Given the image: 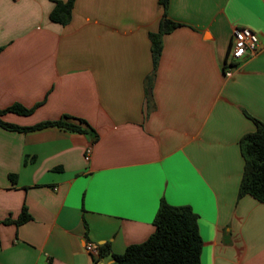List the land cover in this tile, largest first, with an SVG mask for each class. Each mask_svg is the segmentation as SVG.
<instances>
[{"label":"crops","instance_id":"0c3cea01","mask_svg":"<svg viewBox=\"0 0 264 264\" xmlns=\"http://www.w3.org/2000/svg\"><path fill=\"white\" fill-rule=\"evenodd\" d=\"M57 1L0 0V110L33 109L0 119L86 133L0 126V264H114L161 200L198 215L202 264H264V204L239 198V143L264 123V0H169L182 26L156 66L160 0H76L67 25ZM235 27L259 47L225 76Z\"/></svg>","mask_w":264,"mask_h":264},{"label":"trees","instance_id":"16d2710c","mask_svg":"<svg viewBox=\"0 0 264 264\" xmlns=\"http://www.w3.org/2000/svg\"><path fill=\"white\" fill-rule=\"evenodd\" d=\"M75 1H57L50 14L51 21L67 25L71 21ZM160 4L164 10V17L160 23L159 31L150 35L155 66L162 53L163 37L182 26L181 23L174 22L167 17L169 0H160ZM8 112L26 116L30 115L33 109L15 105L0 110V116ZM254 122L256 130L244 135L239 143L241 154L245 160L239 198L249 195L264 204V123L256 119ZM84 123V121H80V124ZM0 126L10 131L20 132L53 126L71 132L86 133L81 125L64 119L41 123L33 127H19L5 123L0 119ZM10 178L12 181L15 180L13 175ZM29 220L30 216L24 208L17 221L7 220L5 222L21 225ZM154 226V233L145 242L129 246L122 255H114V264H202L203 240L199 232L198 215L191 207L172 206L165 200H161L154 219ZM102 249L103 247H100L101 253Z\"/></svg>","mask_w":264,"mask_h":264},{"label":"built area","instance_id":"2783aa9c","mask_svg":"<svg viewBox=\"0 0 264 264\" xmlns=\"http://www.w3.org/2000/svg\"><path fill=\"white\" fill-rule=\"evenodd\" d=\"M259 47L258 35L247 27H235L232 34L231 49L229 52V64L224 65L225 76L232 74L233 68L237 66V63L246 57L254 55ZM92 148L89 147L86 150L85 159L90 160ZM86 250L89 254L98 256L100 254V248L92 244L86 246Z\"/></svg>","mask_w":264,"mask_h":264},{"label":"rangeland","instance_id":"374dc122","mask_svg":"<svg viewBox=\"0 0 264 264\" xmlns=\"http://www.w3.org/2000/svg\"><path fill=\"white\" fill-rule=\"evenodd\" d=\"M230 60V59H229Z\"/></svg>","mask_w":264,"mask_h":264}]
</instances>
